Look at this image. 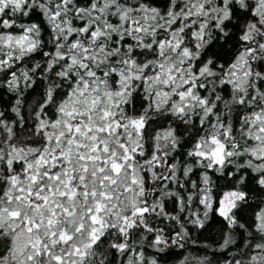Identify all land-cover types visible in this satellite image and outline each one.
<instances>
[{
  "label": "snow or ice",
  "instance_id": "snow-or-ice-1",
  "mask_svg": "<svg viewBox=\"0 0 264 264\" xmlns=\"http://www.w3.org/2000/svg\"><path fill=\"white\" fill-rule=\"evenodd\" d=\"M253 192L264 0H0V264H264Z\"/></svg>",
  "mask_w": 264,
  "mask_h": 264
},
{
  "label": "rangeland",
  "instance_id": "rangeland-1",
  "mask_svg": "<svg viewBox=\"0 0 264 264\" xmlns=\"http://www.w3.org/2000/svg\"><path fill=\"white\" fill-rule=\"evenodd\" d=\"M40 91V89L37 87L32 93L31 95L29 96V102L32 103L34 102L35 100H38L39 99V96H38V92ZM9 99V97H5V101H7ZM193 179H196V176L194 175L192 177ZM220 184H223L224 181H219ZM250 196L253 197L254 200H257V199H264V193H258V192H253V193H250ZM169 207V211H173L174 210V205L173 204H169L168 205ZM197 208V204H193L192 205V210L195 211ZM257 207H256V203L253 202L252 205L245 209L244 212H243V217L244 219H249L255 211H257ZM200 211L202 212L203 209L202 207L200 208ZM184 215H187V213H185ZM223 224V221L222 219L218 218V217H214V216H210V222L208 224L207 227H205L203 230H196V229H193L192 230V235L193 237L197 238L199 244H200V248H196V247H191V248H186L184 250H175V253L176 254H170L168 257H167V260H166V264H178V261L180 259L183 258V256L185 255H188L189 253L191 254H199L201 256L203 255H211V252H204V251H201V248H203L204 245H208V250H211L212 248L216 247L215 244H213V241L215 239H217L218 237V234L221 230V226ZM189 227H191L189 225ZM134 240L137 239L136 237L133 238ZM146 255H151L152 254V250L151 249H147L146 252H145Z\"/></svg>",
  "mask_w": 264,
  "mask_h": 264
},
{
  "label": "trees",
  "instance_id": "trees-1",
  "mask_svg": "<svg viewBox=\"0 0 264 264\" xmlns=\"http://www.w3.org/2000/svg\"><path fill=\"white\" fill-rule=\"evenodd\" d=\"M209 252H211V250H208Z\"/></svg>",
  "mask_w": 264,
  "mask_h": 264
}]
</instances>
